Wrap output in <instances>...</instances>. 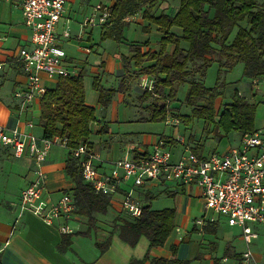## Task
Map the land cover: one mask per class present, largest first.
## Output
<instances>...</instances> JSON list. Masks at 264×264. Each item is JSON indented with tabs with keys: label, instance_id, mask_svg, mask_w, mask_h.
Instances as JSON below:
<instances>
[{
	"label": "crops",
	"instance_id": "0c3cea01",
	"mask_svg": "<svg viewBox=\"0 0 264 264\" xmlns=\"http://www.w3.org/2000/svg\"><path fill=\"white\" fill-rule=\"evenodd\" d=\"M89 1L90 0H67L65 3L64 15L66 13L68 16V11H70V9H76L77 6L83 9ZM98 1L96 5H90L88 7L90 11L85 12L84 9L83 17L93 13L98 5L109 7L113 4L112 0ZM63 18L65 19L66 16H63ZM123 20L124 23H126L125 25L135 20L143 31H145V28L147 29L142 23L144 20L141 19L140 12L128 15ZM63 24H65V22H63L62 25ZM62 27L63 26H59L58 22L56 32L60 42L62 39H66L61 36ZM106 27H109V25ZM82 28L83 32L86 30L91 32L93 29V27ZM121 35L120 39L113 40L122 42L124 37L123 34ZM29 38L30 30L23 23V15L19 0H0V60L4 63L3 69L0 72V125L8 129L18 126L19 129L24 130L25 125L23 120H25V118L32 116L33 119L38 122L40 115L39 101H35L31 111L27 112V115L25 114L26 117L24 116L22 119L21 117L19 118L12 97L13 90L17 87H22L26 82L25 74L22 71L20 63L16 61V56L18 50L22 46L28 45ZM131 43L138 44V41H130L127 44L129 50L128 55H120L118 59L114 57L108 62V73L115 74L118 81H120L125 74L131 75L132 72H134L130 67V62L123 61L124 57L129 59L133 55V51L130 48ZM84 47L85 46H81L80 48L83 50ZM150 49L152 51H157L158 45L154 47L146 46V51ZM142 50V52H146L144 49ZM88 54L89 53H86V55ZM68 61L77 67L76 62L70 57ZM105 62L106 61L102 62L100 68L101 72L94 73V76L98 77L99 81L103 76ZM77 69L79 72H84L83 67H77ZM261 80H264V78L255 80L246 79V88L248 90L237 91L238 94L246 96L249 101L254 100L255 95L258 93L257 85ZM135 81L127 80L125 88L120 94L121 97L125 98L126 94L129 97L133 89L137 94V89H140V79L137 80L135 85H132ZM45 82L48 81L45 80ZM127 87H129V89ZM95 92L96 94L93 102L87 103L85 99V102L94 108V120L89 124V129L90 133L93 132L102 135V137L97 145L93 144L89 139L87 142L97 151L99 149L104 150V155L102 157L105 162L102 165V169L107 170L108 168L106 165H109L111 161L121 158L122 155L127 152L130 153V155H140L149 151L152 144L160 136L155 137L151 140V143H149L150 137L146 133L142 138V142L136 144L133 141L135 136L126 135L127 137H124L120 135V133L111 131L110 126L106 123L112 121V119L106 120L108 111L107 106H105V108L100 105L101 107L98 109L99 112L95 110V104L98 103V92ZM126 102L127 105L132 104L129 103L128 100ZM143 103L148 104L146 102ZM140 109H142V112L138 116V120L144 121L143 119L148 117V111L144 110L142 105H140ZM115 118H117L116 115ZM36 127L39 130L38 135H41V129L38 125ZM254 127L257 129L255 123ZM258 127H264V123H261ZM132 133L133 132H131V134ZM211 134H213V136L209 138L211 141L207 140L209 142L208 146L205 145L207 141L201 143L200 140H195L193 137H190L191 143L187 144L191 147L192 151L195 149L196 153L208 155L211 152L222 153L229 148L237 147L241 140V136L236 132L224 134L216 126ZM224 137L227 143L221 145V140ZM126 138H129L128 141ZM168 138L170 137L165 139ZM171 145L173 146L172 151L175 158L181 151V146L175 144V142H172ZM67 156L68 149L66 147L58 145L51 147L44 165L46 178L42 195L30 206L29 210L24 211L18 218L19 208L17 203L19 194L31 180L33 166L28 157L22 156L21 158H15L7 148L0 145V264H127L131 258H141L146 252H148L150 258H171L173 249L176 258L189 260V264H214L215 259H217L220 264H225L229 261L231 264H264V260H260V255L251 252L249 243H246L243 239L242 231L236 234V232L231 229L233 226H229L222 217L217 218L212 225H208V230L194 224L195 219L205 213L200 188L194 185L175 187L173 183H169L163 185V188L158 190L160 183L152 181L141 187V191H139L140 187H134L132 185V180H128L131 182L127 185L125 184L128 181L120 184V195L132 189V192H135V194L137 193L136 196L143 203L144 193L148 192L152 198L150 201L152 209H175L174 227L162 246L148 248L147 238L141 236L135 246L131 247L118 237V234H116L117 231H112L114 220L119 213H121L120 204L118 202L119 196L113 197L114 200L111 206L105 214H101L100 219L95 218V228L91 229L87 235L79 233L87 230L88 225L86 218L74 214V211L71 212L69 216L54 218L51 224L45 223L37 213L48 208L60 198L63 192H70L74 187L73 182L65 174V161ZM163 195L169 199L166 201L165 207L154 208L152 206L154 201L159 196ZM116 208H118V210ZM106 215L108 218H105ZM103 219L112 223L111 231L106 228ZM222 222L230 227L228 228L230 229L229 231L221 228ZM62 225L67 228L71 226L69 229L72 231L69 233L60 232L59 228ZM191 226L192 231H189ZM256 226L257 225L253 226L257 232L255 238H257L259 234ZM69 234H71L69 245L65 246L63 250H59L58 246L61 243L63 235ZM108 235H111L110 244L106 250L100 252L95 242H103ZM240 243L244 244L243 248H239ZM218 251L223 253L222 257L218 255ZM246 251H250L251 254L249 259L244 261L242 254ZM145 264L148 263L146 262Z\"/></svg>",
	"mask_w": 264,
	"mask_h": 264
},
{
	"label": "trees",
	"instance_id": "16d2710c",
	"mask_svg": "<svg viewBox=\"0 0 264 264\" xmlns=\"http://www.w3.org/2000/svg\"><path fill=\"white\" fill-rule=\"evenodd\" d=\"M109 7L98 5L99 11L106 10L107 21L102 26V39H120L124 18L140 12L144 21L156 26L160 32L158 50L142 52L139 45L130 44L133 55L123 61L133 62L137 76L152 78L151 91L143 90L139 102L153 97L145 108L148 117L144 121L165 120L167 102L175 97L178 87L187 83L188 90L184 103L190 107L191 114L181 119H202L206 125L215 124L224 134L236 132L241 137L252 133L257 102L249 101L246 96L232 93L229 103L222 106L216 114L214 100L222 94L221 75L231 70L237 63L242 64V77L255 80L264 78V1L257 0H178V6L171 12L159 7L162 3L174 0H112ZM109 25V27H106ZM180 29L175 34L173 28ZM144 29V28H143ZM147 30L146 28L144 29ZM181 41L187 43L186 48ZM172 44L171 51H166ZM149 64L143 66V62ZM215 61L218 65L217 80L214 86L206 87L202 80L207 68ZM83 72L59 76L49 82L39 100L40 115L37 125L41 136H58L66 139L68 156L65 161V174L73 182L69 192L75 200L74 214L86 218L87 230L79 232L87 235L95 228L94 214H105L111 206L108 196L96 193L85 182L80 168L70 151L80 143L87 142L90 134L89 124L94 120V108L85 102ZM92 87L98 92V103L105 107L116 91L124 90V80L119 81L117 89H104L95 77ZM175 116V115H174ZM180 117V116H178ZM187 117V118H186ZM88 143V142H87ZM91 145L90 143H88ZM194 152L195 149H193ZM151 195L144 193L141 215L131 218L121 212L115 218L112 231L133 247L139 237L148 240V248L162 246L174 227L175 209H152ZM204 225V229L208 230ZM202 227V228H203ZM71 234L63 235L59 250L70 243ZM111 235L103 242H95L100 252L110 244ZM189 264V260L175 257L150 258L146 252L141 258H131L127 264ZM214 264H220L217 259Z\"/></svg>",
	"mask_w": 264,
	"mask_h": 264
},
{
	"label": "built area",
	"instance_id": "2783aa9c",
	"mask_svg": "<svg viewBox=\"0 0 264 264\" xmlns=\"http://www.w3.org/2000/svg\"><path fill=\"white\" fill-rule=\"evenodd\" d=\"M19 2L23 23L30 30L28 45L22 46L16 56L26 82L22 87L15 88L12 93L17 115L22 119L31 111L33 103L40 100L49 86L48 82L55 81L59 76L77 74L79 70L68 61L69 57L56 32L67 0ZM106 21V10L99 11L96 8L93 13L83 17L81 25L102 26ZM61 36L69 38L67 28L62 31ZM83 50L90 53L91 47L85 46ZM3 66L4 63L0 60V72ZM139 87L151 91L152 78L142 76ZM23 122L24 130L18 126L8 129L0 125V145L7 148L15 158L28 157L33 166L32 178L19 194L18 218L42 195L46 178L44 165L51 147H66V139L35 134L33 128L36 122L34 123L32 116H28ZM165 123L177 127L179 122L167 111ZM172 142L181 146V151L175 158ZM69 151L80 168L82 179L89 183L96 193L108 196L111 204L113 197L119 196L121 212L131 218L140 217L143 203L133 194L132 189L120 195V184L132 180V185L139 187L155 181L162 184L173 183L175 187L194 185L200 188L205 213L195 219L196 226L203 227L222 217L229 226H238L244 241L250 243V240L257 236L253 226L264 225L262 128L242 136L237 147L222 153L211 152L208 155L192 151L182 135L177 134L168 139L158 137L149 151L111 161L107 170L102 169L105 162L102 155L87 142H82ZM75 209V200L71 194L63 192L56 202L37 214L45 223L51 224L54 218L69 216ZM59 230L62 233L72 231L63 225ZM250 254V251L244 252L243 260L247 261Z\"/></svg>",
	"mask_w": 264,
	"mask_h": 264
},
{
	"label": "rangeland",
	"instance_id": "374dc122",
	"mask_svg": "<svg viewBox=\"0 0 264 264\" xmlns=\"http://www.w3.org/2000/svg\"><path fill=\"white\" fill-rule=\"evenodd\" d=\"M257 1L261 2L264 0H257ZM98 2H99L98 0H90L87 3V5L83 7V9H80L79 6H77L76 9L74 10L70 9V11H68V16L65 13V15L63 16H66V18L64 19L62 17L59 21V26H63L61 31H63L65 28H67L69 31V38L68 39L66 38L64 40L62 39V41L60 42L66 55L76 62L77 67L84 68L83 79L85 86V99L87 103H91L94 101V97L96 94L95 90L92 87L93 79L96 77L94 76L95 75L94 73L101 72L100 68L102 66L103 61L106 62L104 65L103 76L102 79H100L99 81V85L104 89H109V88L117 89L119 85V81L117 80L115 74L108 73V69H109L108 62H110L114 57H117L116 59H118L120 55H128L129 50L127 44L130 41H138V45L141 51H143L142 49L146 51V46L154 47L158 45V41L161 35L155 25L150 24L146 21H142L143 25L147 27V30L145 32L140 28V26L137 24L135 20L131 21L128 25H125L123 27L122 34L124 40L122 42H117L113 39H102L101 38L102 28L100 25L93 26L91 32H89V30L83 32L81 21L84 15V9L85 12L86 11L88 12L90 11L89 10L90 8L88 7L90 5H96ZM177 6H178V0L169 1L164 4L162 3L159 10L162 9L165 12L171 13L176 9ZM63 22H65V24L62 25ZM172 30L175 34H180L179 28L174 27ZM81 46H91L92 50L88 55H86L84 50L80 48ZM181 46L186 48L187 43L185 41H181ZM172 47H173L172 44H168L166 47V51H170ZM150 51L152 50L150 49ZM149 63L150 62L145 61L143 62V66ZM130 67L133 69L134 72H132L131 75L125 74L120 79V81L122 79L124 80V88L127 80H131V81L136 80L135 83L134 82L132 83V85H135L137 83V80L141 79L142 77V76H137V67L134 66V63L132 61L130 62ZM242 67L243 66L241 63H237L231 70L221 75V80L223 81V90H222V94L217 96L214 100L215 117L216 114L221 110L222 106L231 101L232 93L234 91H242V90L246 91L247 89L246 78L242 77ZM217 71H218V65L215 61H213L210 64V66L207 68L205 77L202 80L203 84L206 87H212L215 85L217 80ZM127 88L129 89V87ZM140 89H137V94L134 92V89L132 91L130 90L131 95L128 97V95L126 94L125 98L121 97L120 95L121 92L118 91L115 92L111 102L107 105L108 111H107L106 120L112 119V121H108L106 123L110 126L111 131L120 133V135L124 137H127L126 135L135 136L133 141L136 144L138 142L139 143L142 142L143 140L142 138L146 133L150 137L149 143H151V140H153L157 136L171 138L179 134L184 136L185 141L187 143H191L190 137H193L195 140H200L201 143H204L205 141L210 140L209 138L213 136V134L211 133L215 128V124L211 123L209 125H206L202 119H196L192 117L187 119L186 122L179 119L182 118V116L184 115L189 116L191 114L190 107L184 103V98L188 89L187 83L181 84L176 91L175 97L167 102V110L169 115L177 119L179 122L177 127H173L171 123L166 124L165 120H155V121L138 120V116L142 112V109H140V105L144 107V110H146L145 106L147 105L145 103L139 102L138 100V96H140L143 93L142 92L143 90ZM257 89H258L257 90L258 93L255 95L254 100H251V102L252 101L257 102L255 116H254V123L256 124L258 129L259 128L264 129V127H258L261 125V123H264V80H261L258 83ZM126 99L129 101V103L132 104L127 105ZM152 99L153 97L151 96L147 97L144 102L149 103L152 101ZM100 107L101 106L99 103L95 104L96 112ZM115 115L117 116V118H115ZM35 122L37 121L34 120V123ZM33 132L37 135L39 133V130L36 127V123H35V127L33 128ZM131 132L133 133L131 134ZM101 137L102 135L91 132L88 136V139L93 144L97 145L100 142ZM128 139L129 138H126L127 141ZM221 141H222L221 145L227 143L225 137ZM208 143H209L208 141L205 142V145L208 146ZM98 151L102 156L104 155L103 149L102 150L99 149ZM124 156L126 157L130 156V153L127 152L126 154L122 155V157ZM106 166L107 168H109V165ZM129 182L131 181H128L125 185H127ZM148 183L150 182H147L144 185ZM167 183L169 182H166L165 184L160 183L158 190L163 188V185H166ZM139 187H140L139 191H141V187L143 186H139ZM133 194H135V192ZM135 195H137V193ZM167 200L169 199L166 196L164 195L159 196L154 201L152 206L154 208L165 207L166 205L165 203ZM116 209L118 210V208ZM94 216L96 219L101 218V214L98 213L94 214ZM105 218H108L107 215L105 216ZM103 223L106 225V228L108 230L110 229L111 231L112 223L108 222L106 219H103ZM68 228H71V226H68ZM221 228L227 229L228 231L230 230L228 229L230 227H228L227 224H224V222L221 223ZM256 228L259 234L257 238H253L250 240L249 249L253 254L260 255L261 256L260 260L262 261L264 260V226L257 225ZM231 229L234 232H236V234H239L241 231L238 226H233ZM189 231H192V226L189 228ZM243 247L244 244L240 243L239 248H243ZM222 254H223L222 252L218 251V255L220 257H222ZM225 264H231V262L229 261L226 262Z\"/></svg>",
	"mask_w": 264,
	"mask_h": 264
}]
</instances>
